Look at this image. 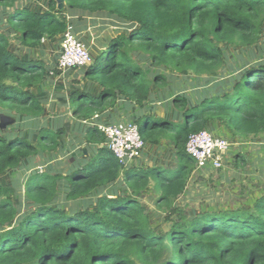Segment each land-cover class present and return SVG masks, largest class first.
Here are the masks:
<instances>
[{
	"label": "trees",
	"instance_id": "1",
	"mask_svg": "<svg viewBox=\"0 0 264 264\" xmlns=\"http://www.w3.org/2000/svg\"><path fill=\"white\" fill-rule=\"evenodd\" d=\"M46 1L44 13L16 10L8 17L9 30L22 46L37 48L66 33L67 15L56 0ZM63 1L70 16L103 19L121 32L90 67L73 70L77 73L71 114L87 124L84 140L92 155L73 167L74 173L29 176L24 185L29 205L22 212L15 205V188L2 177L35 157L55 152L66 129L41 127L35 142L0 133V264H264V197L250 211L224 213L190 215L177 203L197 169L186 150L192 135L210 132L212 123L233 138L264 134V61L247 66L228 84L222 83L223 90L203 95L199 103L176 95L171 120L136 116L134 123L146 146L158 147L162 141L173 145L178 165L167 177L160 167L123 166L94 125L95 118L105 117L120 103L144 110L153 89L168 86L169 77L160 71L149 73L147 64L184 76L220 79L223 48L249 50L260 45L264 0ZM0 5L9 3L0 0ZM56 72L43 60L18 57L8 34L0 30V112L15 120L41 118L44 100L35 90L54 80ZM65 183L66 203L98 194L95 209L59 204ZM152 183L167 225L161 232L141 201ZM107 189L109 194L104 193Z\"/></svg>",
	"mask_w": 264,
	"mask_h": 264
},
{
	"label": "rangeland",
	"instance_id": "2",
	"mask_svg": "<svg viewBox=\"0 0 264 264\" xmlns=\"http://www.w3.org/2000/svg\"><path fill=\"white\" fill-rule=\"evenodd\" d=\"M1 10L2 6H0V12ZM9 15H7V18L9 17ZM7 28L9 29L7 22H1L0 20V29L4 31L8 30ZM101 28L106 29L104 31H101V37H108V40L116 37L121 33L119 29L112 26L110 22L105 20L100 22L98 29L101 30ZM5 33L8 34L7 31ZM11 34L12 35H8L11 40V48H18L19 46H22L20 42L16 40V38H14L15 34L13 32ZM81 41L84 42V39H81ZM84 43L89 48L91 56L94 60L96 58V54H94L93 48L91 47L90 49L88 44L86 42ZM258 44H260L259 46H257L258 50L256 47H252L249 50H241L240 48L234 47L223 48L224 68L223 70H221L222 77L220 79H209L206 76L200 78L192 74L184 76L170 70H159L152 65L147 64L149 73H156L157 71H160L161 75H167L169 77L170 82L165 88L166 93H164L163 90L159 88H154L152 101L146 106L144 110H141L140 112L138 110L137 112L134 111L131 115V119H129L127 122H134V115L140 113L143 115L154 116L160 119L168 118L169 120H171L173 116L171 99L179 93L180 95L182 94L189 96L194 104L199 103V100L203 95V97L211 95L214 96L213 94H217L220 90H223V84H228L231 78L240 75L244 68L264 61V31ZM18 50L20 51L19 48ZM52 50L53 52H50V50H48V52L39 54L40 56H38L37 53L33 52V58H30V60H43L46 64V67L50 71H54L57 66L56 57H59L60 50L57 46H54ZM20 53L21 51L18 54L21 55ZM30 53L32 54V52ZM56 71V73L58 74H56L55 78H61L63 81L65 80V83H68V85L77 73V71H70L69 73L63 75L58 70ZM62 80L59 79V87H62ZM51 83L52 81L49 80L46 85L42 86V88L36 89L35 94L43 100L49 96H54V91L56 90H53V84ZM218 83L223 84L218 87ZM59 89L58 91H60ZM162 93L164 97L162 96ZM165 96L170 99L166 103L163 101L164 98L166 99ZM59 107V109L61 110L62 107L60 104ZM94 120L96 122V118ZM211 126L213 127V129L219 127L216 123H212ZM41 127L52 130H58L61 128L66 129V134L61 140L60 148L55 152H48L35 157L34 159H32L31 163H24L20 169L12 171L2 177V180L5 184L8 183L15 188V205L19 209H21L22 212L27 211L29 205L24 196V185L29 176L36 172H39L40 174L49 173L56 175L60 173L66 175L70 170L68 173H74L77 168L73 167H76L77 165L73 164H75L76 161L87 162L92 155L91 146L88 145L84 140L83 130L73 131L72 125L70 126L69 124V119L67 120L64 118H57V116H54L53 118H50V116L45 117L44 113V115L39 119H32L28 121L22 119L15 120L6 112H0V133L2 134H15L17 136H23L25 138L31 137V140L35 142L37 138V132ZM156 149L157 153L155 151ZM230 149L231 148H229L228 152L230 151ZM231 152L235 153V149L231 150ZM148 153H153L154 155L158 154L159 157L162 156L164 165H162V167L160 168L164 170L163 175L165 177L169 176L178 165L175 155L173 154V145L169 141H162L158 147H150ZM167 164L169 165L167 166ZM71 168L73 169L71 170ZM225 168L226 167H224V169L222 170L215 171V174L209 175L207 176V178L205 175L197 173L198 170L196 169L194 174L192 175L191 180L189 181L186 193L178 200V205L186 208V211L190 215H193L194 213L204 212L224 213L233 212L236 210H252L256 202L264 197V166L262 168H257L255 173L254 169H249L251 168L250 166L246 167L245 165L244 167L241 165V163H239L237 167H234V165H232V170L229 169L228 173ZM151 169L152 168L147 167L144 168V170ZM233 171L234 173L236 171V178L234 176L232 177ZM153 187L154 184L152 183L141 201L142 205L147 208V211L150 214L154 228L157 231L161 232L166 229L167 225L164 221V214L156 206V199L158 195L153 190ZM67 189L68 185L65 183V188L59 195V204L81 210L95 209V201L97 198H99L100 195L95 194L93 197L86 200L66 203L65 196ZM110 192L111 190L107 189L104 193L109 194Z\"/></svg>",
	"mask_w": 264,
	"mask_h": 264
},
{
	"label": "crops",
	"instance_id": "3",
	"mask_svg": "<svg viewBox=\"0 0 264 264\" xmlns=\"http://www.w3.org/2000/svg\"><path fill=\"white\" fill-rule=\"evenodd\" d=\"M2 1L3 3H9L8 7L2 6V10L0 12L1 14L0 20L1 22L5 21V23L7 22V19H8L7 15L9 14L11 15V13H14L16 10H29L34 13L35 12L44 13L48 9V3L46 0H2ZM56 3L58 6V9L62 13L67 15L68 23L73 27L76 35L80 38V40L84 39V42L88 44L90 49L91 47L93 48V51H94V54H96V57L101 55L104 51H106L107 45L110 40H108L109 39L108 37H107L108 39L105 37L104 38L101 37V34H100L101 31H104L106 29L104 28H101V30L98 29V26L100 25V22L103 21V19L84 18V20H81L80 16L73 17L69 15L67 8L65 6V2L63 0H56ZM6 31L8 35H12L11 34L12 32H10L9 29L4 30L3 32H6ZM61 45H62V36L58 38L56 41H43L42 44L37 48H27L24 46H19L18 48L21 51L20 53L21 55L18 54L20 51L18 50L17 47H14L11 49H12V52L15 53L18 57H21L26 60H30V58H33V52L37 53V55L40 56L39 54H43V52H48V50H50V52H53L52 49L54 48V46H57L59 50H61ZM30 52H32V54ZM58 59L59 57H56V62H58ZM69 72H65V73L60 72V73L64 75ZM59 79L62 80L61 78H55L54 80H52V83H51L53 84L52 86L53 90H56L57 92L54 91V96H49L46 99H44L43 105L45 107V117L50 116V118H53L54 116H57V118H64L67 120L69 119V124L70 126L72 125L73 131L83 130L84 132L87 124L84 125V124L78 123L76 120H74L71 114L70 95L73 92V84H72L73 78L71 82L69 83V85L68 83H65L66 82L65 80L64 81L62 80L61 81L62 87L58 86L60 82ZM79 79H81V77H79ZM58 89L60 91H58ZM165 91L166 90L164 89L163 92L166 93ZM162 96L164 97L163 93H162ZM40 100H43V99H40ZM168 100L170 99L166 97V99L164 98L163 101L166 103ZM59 104L62 107L61 110L59 109L60 108ZM137 110L138 109H127L124 104L120 103L115 109L110 110L106 114L105 117L96 118V124L97 125H107V124H119L122 122H127L129 119H131L132 117L131 115L133 114V112L134 111L137 112ZM137 115L136 114L134 115V119L136 118ZM208 129L215 136L221 137L227 140L231 145L230 151L227 152L225 155V167H226L225 169L227 170V173L229 172V169H231L232 165H234V167L235 166L237 167L236 165L237 163H241V165L244 167L245 165L246 167L250 166L251 168L249 169H254V173L257 170V168H262L264 166V134L258 137H251L250 139L243 140L240 138H233L227 130H225L222 127L220 128V126L217 127L216 129H213V127L210 126L208 127ZM146 147H145V151L143 153L142 158L139 161L133 163L130 167H137V168L144 169L146 167L153 168V166L162 167V165H164L162 156L159 157L158 154L154 155L153 153H148L150 147L149 148H146ZM233 149H235V153L231 152V150ZM155 151L157 153V149ZM77 164L81 165L83 164V161L82 162L76 161V163L73 165H77ZM168 165L169 164H167V166ZM215 171L216 170H214L212 167H208L204 171H197V173H201L202 175H205L207 178V176L215 174L214 173ZM233 176L236 178V171L235 173L234 171L232 172V177Z\"/></svg>",
	"mask_w": 264,
	"mask_h": 264
},
{
	"label": "built area",
	"instance_id": "4",
	"mask_svg": "<svg viewBox=\"0 0 264 264\" xmlns=\"http://www.w3.org/2000/svg\"><path fill=\"white\" fill-rule=\"evenodd\" d=\"M92 64L93 58L89 48L69 25L62 36L56 70L65 73L86 69ZM98 128L106 137L108 149L123 166L129 168L142 158L146 145L140 136L139 127L134 122L98 125ZM230 146L224 138L216 137L205 130L190 137L186 150L196 161L198 171H204L208 167L218 171L225 167V155Z\"/></svg>",
	"mask_w": 264,
	"mask_h": 264
}]
</instances>
